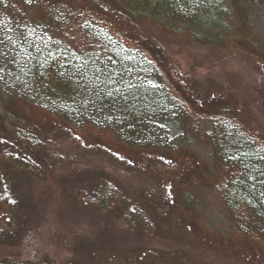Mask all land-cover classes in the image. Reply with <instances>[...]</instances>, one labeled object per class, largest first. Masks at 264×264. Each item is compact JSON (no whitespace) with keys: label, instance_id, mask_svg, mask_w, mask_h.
Masks as SVG:
<instances>
[{"label":"trees","instance_id":"1","mask_svg":"<svg viewBox=\"0 0 264 264\" xmlns=\"http://www.w3.org/2000/svg\"><path fill=\"white\" fill-rule=\"evenodd\" d=\"M222 1L6 0V3L17 16L34 17L41 22L49 16L51 22L50 15H54L53 18L60 15L61 21L70 20L62 36L59 29L50 26L54 24L48 25L49 38L57 45L46 42L44 48L34 51L25 71L27 82L53 107L61 103L67 108V104L77 99L74 95L85 94V99L93 104L92 110L104 111L111 118L116 131L123 136L122 152L128 156L122 157L107 150L101 152L115 162H125L155 177L165 192L168 186L165 170L169 166L166 167V162L156 153L158 146L153 139L152 118L181 117L189 127L198 129L209 118L207 111L211 102L222 97L215 92L202 96V91L155 55L154 46L145 41L142 32L151 27L173 39L190 40L228 53L242 54L264 75V46L252 29L249 16L232 17L229 13L231 17L227 15L226 18L230 29L227 32H223V27L219 33L191 28L194 18L201 25L209 12L220 13L218 5ZM226 1L232 4L233 0ZM212 25L215 28L220 26L217 23ZM104 26H108L107 29ZM26 106L32 114L27 120L22 118L21 126L14 129L39 141V145L42 144L39 151H34L5 126L3 115L12 116L10 110L2 109L3 115L0 114V244L7 246L21 244L31 206L17 189V183L13 179L10 181L7 171L18 169L26 175L43 179L49 165L63 164L51 147L50 137L46 134L48 126L72 133L65 125L42 120L41 113ZM81 106L80 103L75 105L76 109ZM82 108L85 111L86 108ZM211 122L216 125L215 135L219 141L214 145L210 162L184 150L173 161L179 168L171 177L179 181L182 174V182L189 176L190 185L194 182V185H202L218 194L231 227L230 234L212 233L205 225H196L199 232L190 234L183 219L165 212L167 201L161 192L141 191L133 198L107 176H95V187L88 191L80 187L70 190L66 192L67 198H72L83 208L115 216L121 222L122 230H111L115 232L110 238L112 243L136 239L142 246L138 251L109 249L101 252V264H131V257L138 255L141 259L147 255V246L154 239L160 222L167 225L172 240L185 239L193 249L203 247L223 256L231 254L236 257L234 262L226 264H251L246 255L254 256L255 264H264V206L261 198L264 143L252 131L245 134L236 123L230 124L222 119ZM136 211L151 231L132 216ZM214 236L226 249L214 247ZM233 240L235 244L230 247L238 245L245 254L236 255L227 248V242L233 243ZM180 254L172 252L170 257L174 261L181 257L180 264L183 260L194 264L187 255Z\"/></svg>","mask_w":264,"mask_h":264},{"label":"rangeland","instance_id":"2","mask_svg":"<svg viewBox=\"0 0 264 264\" xmlns=\"http://www.w3.org/2000/svg\"><path fill=\"white\" fill-rule=\"evenodd\" d=\"M224 1L219 2L220 13L209 12L201 25L194 18L191 28L219 33L223 27V32H227L230 29L227 15L231 17L229 13H232V17H241L245 14L264 46V0H233L232 4ZM9 8L6 0H0V114L3 115V109L10 110L12 115H3L5 126L34 151H39L42 146L39 141L14 129L21 126L22 118L27 120L32 114L28 105L42 114V120L65 125L72 133L48 126L46 134L50 137L51 147L63 164L49 165L43 179L26 175L18 169L7 171L10 181L13 179L17 183V189L26 196L31 206L21 244H0V263L101 264L99 255L106 250L125 249L126 252L141 249L136 239L112 243L110 238L115 232L111 230H122L121 222L115 216L83 208L72 198H67L66 192L70 190L80 187L88 191L95 187V176H107L133 198L141 191L161 192L167 201L165 212L183 219L190 234L199 232L196 225H205L212 233L227 235L231 227L218 194L202 185H194V182L190 185L189 176L182 182V174L179 181L173 179L172 173L174 175L179 168L173 161L179 158L182 151L189 150L204 162H210L214 145L219 141L215 135L216 125L211 121L217 119L236 123L245 134L248 130L249 133L254 132L256 138L264 143V75L261 69L242 54L228 53L190 40L173 39L151 27L144 29L143 38L154 46V53L160 60L187 78L194 88L203 92L202 96L215 92L222 97L211 102L207 111L209 118L198 129L189 127L181 117L152 118L153 139L158 146L156 153L160 160L166 162L165 166H169L165 170L168 186L164 192L155 177L125 162H115L101 152L107 150L122 157L128 156L122 152L123 136L116 131L111 118L104 111L92 110L93 104L85 99V94L74 95L77 99L67 104V108L61 103L53 107L27 82L25 71L34 51L44 48L46 42L51 46L57 45L49 38L48 28L59 29L62 36L70 20L61 21L60 15L57 18L50 15L51 22L49 16L41 22L34 17L17 16ZM212 23L220 26L215 28ZM49 24L54 25L48 27ZM104 27L107 29L108 26ZM77 103L82 104L80 109H76ZM82 107L86 108L85 111ZM261 198L264 206V190ZM132 216L151 231L137 211ZM213 240L217 250L221 247L226 249L221 246L218 237L214 236ZM234 244V240L233 243L227 242V248L233 254H245L238 245L230 247ZM147 249L149 252L141 259L138 255L131 257V264H180L181 257L174 261L170 257L172 252L187 255L194 264H226L236 259L231 254L223 256L203 247L193 249L185 239H170L167 225L163 222L158 225ZM246 259L255 264L254 256L246 255ZM182 263L188 264L187 260Z\"/></svg>","mask_w":264,"mask_h":264}]
</instances>
